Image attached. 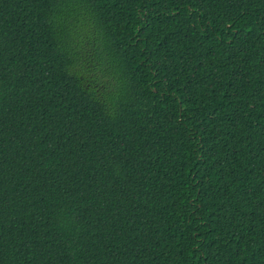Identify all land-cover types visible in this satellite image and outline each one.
Segmentation results:
<instances>
[{
  "label": "trees",
  "instance_id": "16d2710c",
  "mask_svg": "<svg viewBox=\"0 0 264 264\" xmlns=\"http://www.w3.org/2000/svg\"><path fill=\"white\" fill-rule=\"evenodd\" d=\"M0 264H264V0H0Z\"/></svg>",
  "mask_w": 264,
  "mask_h": 264
}]
</instances>
